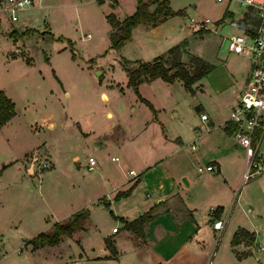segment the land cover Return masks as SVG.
I'll list each match as a JSON object with an SVG mask.
<instances>
[{
	"label": "rangeland",
	"instance_id": "374dc122",
	"mask_svg": "<svg viewBox=\"0 0 264 264\" xmlns=\"http://www.w3.org/2000/svg\"><path fill=\"white\" fill-rule=\"evenodd\" d=\"M110 2L38 0L34 6L17 10L15 20L0 6V89L14 103L13 116L0 126V264H149L150 250L168 256L195 230L191 216L201 224L210 217L205 195L213 184L210 176L217 174L198 171L197 166L210 160L207 142L243 88L248 62L227 51L223 37L238 31L236 22L246 7L235 0H170L171 9L180 13L170 15L159 27L164 40L153 49L184 42V62L198 56L214 68L195 82L193 93L179 80L160 79L142 83L137 94L126 85L125 68L131 69L133 60H149L161 50H148L149 40L137 41L136 33L134 46L126 41L117 49L108 48L110 27L105 13L129 15L136 3L116 0L111 6ZM191 16L208 18L215 30L193 31L188 26ZM200 113L207 116L204 123ZM176 136L177 149L173 148ZM192 141L194 149L190 148ZM156 149L173 150L174 154L155 169L145 170ZM88 154L97 160L90 171L82 166ZM34 155V173L29 174L24 165ZM75 155L77 159L72 158ZM113 155L118 160H111ZM41 160L47 162L45 167L38 165ZM137 160L141 164L135 165ZM129 167H141L140 180L128 186L133 184L127 195L109 197L105 205L101 196ZM160 168L173 177L169 176L177 188V202L170 209L163 201L154 203L155 216L144 231L148 248L139 250L119 237L115 259L78 256L80 248L92 255L104 253L103 237L117 230L118 216L142 210L146 192L161 185L167 189ZM256 177L261 179L250 178L225 204L229 223L238 214L248 225L254 211L249 214L242 208L264 205L259 193L264 189V171ZM254 182L261 183L260 189L253 187ZM88 205H93L91 227L79 243L81 232H76L57 244L33 248L29 240L37 233L65 220L69 210ZM204 225L208 255L203 264H234L226 247L227 232L216 236L211 223ZM260 233L263 238L257 248L252 246L239 264H264V253L259 251L264 244V224Z\"/></svg>",
	"mask_w": 264,
	"mask_h": 264
},
{
	"label": "crops",
	"instance_id": "0c3cea01",
	"mask_svg": "<svg viewBox=\"0 0 264 264\" xmlns=\"http://www.w3.org/2000/svg\"><path fill=\"white\" fill-rule=\"evenodd\" d=\"M169 2H170V0H169ZM134 5L132 6L133 7L132 12L135 9ZM118 7L119 6L116 5V7L114 9L117 10ZM116 16H118V11H116ZM124 16H126V15L122 14L121 16H118V18H123ZM167 18H169V16H167L161 22L157 23L155 26H150V25L141 23V24H138L137 26H135L134 28H132L130 39L128 40L132 43L131 47L134 46V43H135L134 34L136 33L135 35H136L137 41H142V40L148 41L149 40V42H146V47L148 48V50H157L156 52H159L161 50L160 53H158V54L163 53L168 47H170L169 45L172 44V42L167 43L166 45H164L160 49H153V48L156 47L161 42H163V40H164L162 33H161V30H159L160 29L159 27H161V25L167 21ZM13 31H14L13 32L14 35L18 34L15 31V29H13ZM89 35H90V33L87 32L86 36H89ZM14 42H16V37H15ZM16 51L18 53H20L19 48H17ZM156 52H154L152 54H155ZM158 54H156V55H158ZM156 55H154V56H156ZM158 80H160V78H155V79L150 80V81L140 82L138 84L137 88L140 87V85L142 83L152 84ZM162 81H164V80H162ZM174 81L176 82L178 80H174ZM164 82H167V81H164ZM169 83H171V82H169ZM243 85H244V83L242 84V87H243ZM143 99L145 100V98H143ZM235 101H233V103L231 104V107L234 105ZM231 107H230V109H231ZM108 113L111 115L110 111L106 112V114H108ZM175 114H176V112H175ZM203 114H205V113H203ZM227 118H228V115L225 116L220 121L218 130L214 133V136L212 138H210L207 142V149L210 152V154H209L210 160L207 161L206 164L212 163V164H215L217 167V169L215 171H207V173L212 174L211 172H214V174H217V175L210 176L211 182H213V184L211 185L209 190L208 189L206 190L207 193H206L205 197L210 202V204L208 206V212H209L210 207L218 208L217 212L219 213L218 214L219 216H224V215L228 214L227 213L228 208L225 210V204L227 203V205H228V203L230 201H232V196L234 194V191H235V188L237 186L239 176H240V173L242 170L243 156H244V152H243L242 147L237 145L234 142L231 134L224 129V123L226 122ZM201 122L204 123V121H202V120H201ZM159 123L161 125L160 121H159ZM5 124H3V125H5ZM215 129H217V128H215ZM228 138L232 139V143L229 142ZM178 139H179L178 136H176V138L174 139V141L176 143H173V148H175V149L178 148ZM164 141H167V140H164ZM179 142H180V140H179ZM176 144H177V146H176ZM191 144L193 145V147H191ZM200 146H201V143H200L199 147ZM190 148H192V149L195 148L193 141L190 143ZM172 152H173V150L168 152L166 150L156 149L153 152V155L151 156V158H153V160L150 164H152V165H150V164L147 165L145 167V170L148 168L157 166V165L160 166L162 164V161L166 160L169 155L174 154ZM88 155H92V154H88ZM113 156H116V155H113ZM72 158L77 159V156L75 155ZM110 159H111V157H110ZM117 160H118V158H117ZM85 162H86V158H85L83 165H82L84 168H85V166H84ZM138 162H139V164H141L140 161L137 160V161H135V165H138L137 164ZM95 167L93 169H95ZM24 168L27 172L30 169L31 172L29 174L34 173V166L32 164V160L29 161L28 164H25ZM139 169H141V167H137V168L129 167V168L125 169L123 172V176L120 177L118 180L116 179V181L113 183V185L111 187V190L105 191V195L101 196V201L108 202V204H109V202H110L109 197L114 198V195L116 194V192L125 190L132 182H135L137 184V182L140 180V176H139L140 173H138ZM153 169H155V167ZM129 171H132L133 174L130 173ZM160 171L163 172V178H164V180L167 181L166 184H167L168 191H166L167 189L165 188V186L161 185V186H159V188L157 190L151 192L150 194L148 192H146L145 203H144V207L142 210L136 209L134 212H130L129 216L124 217V216L120 215V216H118L119 218H122L125 221L126 220H132L133 218H135L139 214L145 212L149 208H153V212H155L154 203L163 201V202H165L164 206H166L168 208L169 206L172 205V203L177 202L176 201V198H177L176 194L177 193L174 192V190H177V188L173 187L174 183L172 182V180L170 178L172 176H170V174L167 171H164L162 169ZM179 174L183 175L184 173L182 170H180ZM259 174H257V175H259ZM182 177H181V179H182ZM254 177H252L254 180L259 181V179H261V178H257V177L254 178ZM172 179H173V177H172ZM186 181H187V179H186ZM187 183H185V184H187ZM260 184H261L260 182L259 183L254 182L253 187L255 185H257L259 187ZM242 186L240 187V189L242 188ZM262 187L264 188L263 185H262ZM259 189H260V187H259ZM178 190H179V187H178ZM259 193L261 195V198H263L264 197V189L263 190L260 189ZM259 193H258V195H259ZM179 200L180 199L178 197V207L182 208V205L179 202ZM253 200L258 202L257 199H253ZM84 206L76 208V210L80 209V208H84V209H87V211H88V218L84 224V227H83V229L75 231L71 234V236H72L76 232H81V234L79 235V238L76 240V242H78V243L81 240V238L86 234L89 227H91L89 213H90V210L93 208V205H88L86 207H84ZM135 206H136V204H133L131 206L132 209ZM169 209H170V207H169ZM74 210L75 209L69 210L66 213V215L64 216V218H67L71 213L74 212ZM143 210H145V211H143ZM242 210L248 212L249 214H250V212L254 211L253 215L249 217L250 219L248 220V225L245 224L244 222L240 221V219H238L239 218L238 214H235L233 221H230V223H229V220H228L229 214H228L227 215V221L224 225V228L221 231V233H223L224 231L227 232V238L228 239H227L226 247H228L229 251L232 254V258H230V259L234 264H239V263H241V261H244L245 258H247L248 254L250 253V248L254 245L257 248V244L259 243V239L262 240V238H263L261 236L260 230L262 229V225L264 224V205L256 206L254 204L253 205L249 204V206L246 210H244L243 208H242ZM172 212H174L173 209H172ZM215 213H216V211H215ZM194 215L200 216L201 213H200V211H194ZM61 218H63V217H61ZM191 220L193 221V223H191V224H192V226L195 227V230L187 237V239L182 241L178 245V248L174 252H172L170 255L165 256V257L161 254V252L158 253L157 251L154 252L153 250H150V253L152 255V257H151L152 261H150L149 264H203L204 263L205 258L208 255V251H207L208 247H207V243L205 244V238H206L205 235L206 234H205V232H202V229L205 228V225H204L205 223H208V224L211 223L212 218L209 217L207 220H205L206 222H202L203 224H201V222L198 223L193 216H191ZM118 221H119V226H118L117 230L115 232H112V233L106 235V236H110L113 239L115 248H116V243H117L119 237L126 238L127 240L130 241V243L132 244L133 247H135L139 250H144V249L148 248L147 238H145V243L140 242L139 238H136L130 231L123 228V225H124L123 221H120V220H118ZM202 221H203V219H202ZM188 225L190 227V224H188ZM145 227H146V225H145ZM145 227H144V231H145ZM237 228H244L247 231L253 233V241L251 244L246 245L243 242L237 243L236 245L231 244L232 235ZM144 235H145V233H144ZM106 236H104V237H106ZM189 243H190V245H189ZM103 244H104V242H103ZM262 246H264V244ZM149 249H150V247H149ZM79 250H80V252H78V256H80L83 259H100V260L108 261L110 259L117 258L119 255V252L116 248V254L111 256V258H106L107 256L110 255V252L105 247V245H104L105 252L100 254V255H92L88 250L85 251L82 248H80ZM259 251L264 253V251H262V250H259ZM257 261H258V263H260L258 259H257ZM142 264H148V263H142Z\"/></svg>",
	"mask_w": 264,
	"mask_h": 264
},
{
	"label": "trees",
	"instance_id": "16d2710c",
	"mask_svg": "<svg viewBox=\"0 0 264 264\" xmlns=\"http://www.w3.org/2000/svg\"><path fill=\"white\" fill-rule=\"evenodd\" d=\"M135 1L134 11L123 18H118L112 11L105 14V20L110 27L108 33V48L117 49L123 43L128 41L130 39L132 28L138 24L144 23L150 26H155L167 16L180 13V10L171 9L169 6V0ZM115 2L116 0H111V6H113ZM246 15L248 16V13H245V17L242 18L243 20L246 19ZM183 45L184 42L176 43L168 47L163 53L158 54L149 60H133L135 66L131 69L127 67L125 68L127 77L126 85L131 87L137 93V86L143 81H150L155 78H160L167 82L179 80L185 90L193 93L195 82L214 68V64H209L198 56H192L189 63L184 62L181 59ZM126 61L127 60H125V62ZM139 98L150 106V104L142 97L139 96ZM13 114V101L5 95L3 90L0 89V126L5 124ZM224 129L227 132H230L232 126L225 122ZM132 186L133 184L126 190L116 192L115 198L117 199L121 196L127 195ZM105 205H108V202H105ZM217 210L218 208H215V215L219 216ZM154 216L155 213L153 212V208H149L132 220L125 221L122 218H119V220L123 221V228L130 231L136 238H139L140 242L145 243L144 227ZM87 218V209L80 208L71 213L65 220L55 221L49 231H41L37 233L29 240V242L33 247L57 244L62 240V237L70 236L73 232L83 229ZM252 241L253 233L244 228H237L231 238L232 245H236L240 242L248 245L251 244ZM103 242L110 252V255L106 258H111V256L116 254L114 241L110 236H106L103 238Z\"/></svg>",
	"mask_w": 264,
	"mask_h": 264
},
{
	"label": "built area",
	"instance_id": "2783aa9c",
	"mask_svg": "<svg viewBox=\"0 0 264 264\" xmlns=\"http://www.w3.org/2000/svg\"><path fill=\"white\" fill-rule=\"evenodd\" d=\"M223 1V0H216ZM227 2L233 0H224ZM243 4L246 9L238 18L236 25L238 31L223 37L226 49L229 52L242 56L248 62L247 75L244 79L242 91L231 107L226 123L232 126L229 132L234 142L242 147L243 166L235 192L250 178L264 170V0H235ZM38 0H0V6L9 13L10 19H16V11L25 7L36 5ZM246 19H242L245 17ZM188 26L193 31H204L214 28V23L204 17H189ZM200 119L205 121L206 114L201 113ZM191 147L193 145L191 144ZM37 157L34 155L32 161ZM117 160L116 156H111ZM40 167H45L47 162L41 160ZM37 165V166H38ZM97 165L93 155L86 157L84 164L87 170H92ZM215 164L207 163L197 170L215 171ZM133 174L132 171H129ZM209 215L212 218L211 226L219 236L227 221L224 216L215 215V207H210ZM264 251V246L259 247Z\"/></svg>",
	"mask_w": 264,
	"mask_h": 264
},
{
	"label": "water",
	"instance_id": "95a60500",
	"mask_svg": "<svg viewBox=\"0 0 264 264\" xmlns=\"http://www.w3.org/2000/svg\"><path fill=\"white\" fill-rule=\"evenodd\" d=\"M182 180L184 183H187L186 179L184 177H182Z\"/></svg>",
	"mask_w": 264,
	"mask_h": 264
}]
</instances>
